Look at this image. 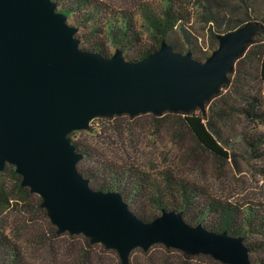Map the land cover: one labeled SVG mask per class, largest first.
I'll use <instances>...</instances> for the list:
<instances>
[{"label":"water","instance_id":"obj_1","mask_svg":"<svg viewBox=\"0 0 264 264\" xmlns=\"http://www.w3.org/2000/svg\"><path fill=\"white\" fill-rule=\"evenodd\" d=\"M75 31L50 0H0V172L13 168L56 234L80 235L113 251L119 264L153 245L250 264L239 237L188 226L174 212L140 222L117 193L90 190L66 135L86 130L94 118L202 113L261 27L248 22L216 36L200 62L163 41L133 63L119 50L102 58L80 50Z\"/></svg>","mask_w":264,"mask_h":264},{"label":"trees","instance_id":"obj_2","mask_svg":"<svg viewBox=\"0 0 264 264\" xmlns=\"http://www.w3.org/2000/svg\"><path fill=\"white\" fill-rule=\"evenodd\" d=\"M50 1L55 5L56 11L65 17L66 24L75 28L74 38L80 50L96 53L102 58L110 56L109 49L119 50L122 59L127 63H133L153 53L161 41L174 50V44L167 42L174 30L177 31L191 55L192 44L185 25L193 7L201 15L202 23L209 24L207 33L211 42L210 50L216 46V36L232 31L244 23H256L263 33L252 37L243 54L233 62L232 71L227 75V83L204 106L217 98L219 92L238 84L237 78L242 76L240 73L243 65L247 64L254 71L253 80L257 88L245 90L240 96L241 104L233 111L244 122L251 125L264 123L259 96V90L264 91L263 20L261 22L244 12L240 20L231 22L220 14L221 6L214 0H159L158 9L151 8L146 3H140L134 6L135 12L127 9L114 10L102 0ZM236 1L247 9L246 0ZM205 57L204 55L200 58L192 57V59L200 62ZM146 115L154 122H161L167 118L173 120L170 121L174 125L171 136L175 141L180 139L181 135L177 129H182L191 144L183 153L189 161L197 162L210 158L218 168L227 161L235 164L234 155L228 154L219 145L212 123L206 120L203 112L194 110L188 114L164 113L154 117L150 114ZM139 116L119 115L97 120L105 124L104 131L118 138L122 132L120 122L134 120ZM72 134L73 132L68 133L66 138L73 146L74 152L80 156L75 170L81 178L86 180L90 190L117 193L127 210L140 222H149L158 216L160 211L174 212L180 213L182 221L188 226L199 225L208 232H224L230 237H239L246 248L248 262L264 264V199L245 202L221 199L211 195L203 185L192 180L187 174L167 167L161 169L159 181H155L149 177L147 171L132 162L113 161L89 142L73 139ZM241 141L245 147L244 153L247 159L264 162V130L262 132L251 130L241 137ZM257 171L264 175V165L259 166ZM5 177L11 180V186L4 182ZM30 198L36 199L34 210L45 217L44 211L39 207V198L30 194L26 188L20 187L19 177L13 173V168L4 165L0 172V264H26L17 246L7 238L5 213L10 212L12 205L24 204ZM146 203H149L157 213L147 216L143 208ZM54 234L66 233L56 234L54 231ZM81 238L84 246L90 248L92 244H89L85 238ZM181 256L185 260L194 257L183 253ZM203 257L210 264H219L208 256ZM79 260L82 264L87 262L85 249L80 254Z\"/></svg>","mask_w":264,"mask_h":264},{"label":"rangeland","instance_id":"obj_3","mask_svg":"<svg viewBox=\"0 0 264 264\" xmlns=\"http://www.w3.org/2000/svg\"><path fill=\"white\" fill-rule=\"evenodd\" d=\"M102 1L114 10L127 9L132 12H135L134 6L140 3H146L154 9L160 6L159 0ZM214 1L221 6L220 14L231 22L240 20L245 12L259 21L263 20L264 25V0H246L247 9L236 0ZM208 27L209 24L202 23L201 15L193 7L185 25L192 44L191 58L207 56L212 51L207 33ZM167 42L174 44L175 52L187 51L176 30L169 35ZM112 52L113 49H109L110 55ZM240 74L242 76L237 78L238 84L219 92L217 98L203 107V116L212 123L219 145L228 154L234 155V165L227 161L218 168L210 158L197 162L189 161L183 153L191 144L182 129H177L181 135L180 139L175 141L171 136L174 125L170 121L173 120L167 118L161 122H154L146 114L134 120L119 121L122 132L118 138L104 131L105 124L97 120L98 118L92 119L86 130L73 132L71 137L89 142L113 161L132 162L147 171L149 177L155 181H159L161 169L167 167L187 174L192 180L203 185L211 195L221 199H233L238 202L264 199V175L257 171L264 162L247 159L241 141V137L251 130L262 132L264 123L251 125L233 111L241 104V94L245 90L256 89L257 86L253 80L254 71L247 64L243 65ZM259 96L264 113L262 89L259 90ZM3 180L8 186L12 185L10 179L5 177ZM35 204L36 199L30 198L24 204L12 205L10 212L5 213L7 238L17 246L26 264H82L79 256L83 249L87 251V262L84 264H119L113 251L104 250L97 245L86 248L79 236L55 235L46 218L34 210ZM143 208L147 216L157 213L149 203L144 204ZM127 264L210 263L203 256H194L185 260L177 251L153 245L145 252L133 250L127 256Z\"/></svg>","mask_w":264,"mask_h":264}]
</instances>
